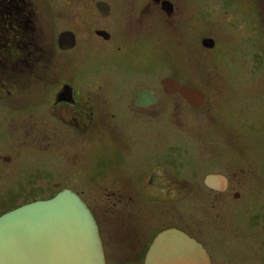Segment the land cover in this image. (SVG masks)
<instances>
[{
    "label": "rangeland",
    "instance_id": "rangeland-1",
    "mask_svg": "<svg viewBox=\"0 0 264 264\" xmlns=\"http://www.w3.org/2000/svg\"><path fill=\"white\" fill-rule=\"evenodd\" d=\"M43 1L31 30L40 51L46 58L55 57L56 68L68 76L70 57L76 66H87L116 53L121 61L133 64L127 65L131 73L126 68L123 72L137 78L139 87L152 86L159 76L177 75L205 92V101L197 110L184 104L178 110L171 109L168 99H163L153 108L154 114L145 115L150 126L144 129L139 123L133 134H141L153 148L164 139H169V144L188 141L191 158L197 155L203 159L201 169L242 170L238 175L251 181V187L260 186L261 179L255 175H264V0H176L181 11L175 17L153 14L140 21L133 19L125 31L121 29L125 18L114 15L109 19L110 29L123 31L118 41L88 45L84 37L83 44L70 55L53 47L57 33L75 25L73 19L60 16L68 0ZM205 38H213V46L205 45ZM119 44L121 53L116 49ZM101 69L91 72L87 79L106 77L107 71ZM52 77L25 88L18 78L17 85L10 83L0 89V210L48 198L62 187H71L82 191L85 196H80L84 200L87 197L101 212L97 204L104 194L102 185L107 183L101 172L103 159H115V152L105 157L99 143L107 133L118 135L123 129L81 131L63 123L64 111L52 102L56 86ZM143 116L139 115L140 119ZM198 196L212 214L214 208L225 207L220 203L212 208L208 195ZM259 240L257 237L251 242ZM107 245L110 264H132L114 257L113 251L119 249L116 240H108ZM261 245L242 248L259 255ZM251 259L243 257L242 262Z\"/></svg>",
    "mask_w": 264,
    "mask_h": 264
},
{
    "label": "flooded vegetation",
    "instance_id": "flooded-vegetation-1",
    "mask_svg": "<svg viewBox=\"0 0 264 264\" xmlns=\"http://www.w3.org/2000/svg\"><path fill=\"white\" fill-rule=\"evenodd\" d=\"M43 5V0H0V19L5 23L15 21V26L0 30V66L3 69H0V89L10 83L17 85L18 78L25 88L35 82H48L53 75L56 86L52 102L54 107L64 111L63 123L81 131L100 128L110 132L123 129L118 135L107 133V137L102 139L104 142L99 143L105 157H109L106 155L112 151L116 159H103L104 168L101 172L106 176L107 183L102 185L104 194L97 204L101 212L85 197L99 227L106 264L111 262L108 240L117 242L119 249L113 251L115 258H123L125 263L146 264L153 242L169 230L199 243L207 252L211 264H264L262 172L255 175L259 181L261 179L262 184L259 182V187H251V181H245L238 175L242 170L229 172L210 167L206 171L205 168L201 169L203 159H197L200 158L197 155L191 158V144L188 141L180 139L182 141L175 140L169 144V139H164L153 148L149 140L141 138V134H133V130L139 128V123L144 129L150 126L145 115L154 114L153 108L165 98L170 104L168 106L175 110L182 104L193 110L202 107L195 105L180 90H170L163 82L165 79L173 78L179 86L198 89L203 93L205 101L203 89L185 83L177 75L159 76L153 79L152 86L144 84L139 87L137 78H129V74L123 72L126 68L131 73L127 65L133 64L121 61L116 53L101 61L88 63L87 66H76L70 57L66 67L71 71L69 76L62 68H56L55 57L46 58L38 46L36 48L40 53L34 59H13L14 55H18L17 51L12 52L14 46L26 43L29 22L33 28V18ZM66 7L60 16L73 19L75 25L61 29L53 47H57L59 53L69 55L79 49L84 37L88 38V45L111 43L118 41L123 31L130 29L133 19L140 21L153 14V17H175L181 11L176 0H68ZM114 15L125 18L121 32L115 33L110 29L112 21L109 19ZM63 31H70L74 36V43L68 48L61 47L59 42V35ZM117 46V52L121 53L122 44ZM101 65L105 69H101ZM99 69L117 73L106 72V77L97 78V75L87 79L91 72ZM84 71L89 72V76ZM93 86L98 89L92 90ZM140 92H146V97L137 103ZM105 93L110 100L108 96L105 97ZM141 114L144 116L140 119ZM183 124H186L185 120ZM4 158L10 160V156ZM210 175L215 177L212 181L215 185L207 182ZM67 188L85 196L82 191ZM201 194L208 195L212 208L222 203L224 209L217 207L214 208V214L210 213L208 208L200 204L198 195ZM247 194H250L249 197ZM251 198L253 200L248 202ZM16 206L0 210V214ZM257 237L260 240L253 244L251 240ZM255 245L262 246L259 255L249 249ZM243 246L249 248L243 249ZM243 257L253 259L242 262Z\"/></svg>",
    "mask_w": 264,
    "mask_h": 264
},
{
    "label": "water",
    "instance_id": "water-1",
    "mask_svg": "<svg viewBox=\"0 0 264 264\" xmlns=\"http://www.w3.org/2000/svg\"><path fill=\"white\" fill-rule=\"evenodd\" d=\"M73 37L70 31L60 33L61 47L72 46ZM203 43L213 46L214 39L205 38ZM163 82L170 90H180L195 105H200L204 98L198 89L179 86L173 78ZM145 93H139L137 103L142 102ZM214 178L208 176L207 182L215 185ZM0 264H106L99 227L90 207L76 191L64 187L51 197L35 199L3 212L0 214ZM146 264L211 263L199 243L169 230L153 242Z\"/></svg>",
    "mask_w": 264,
    "mask_h": 264
},
{
    "label": "trees",
    "instance_id": "trees-1",
    "mask_svg": "<svg viewBox=\"0 0 264 264\" xmlns=\"http://www.w3.org/2000/svg\"><path fill=\"white\" fill-rule=\"evenodd\" d=\"M28 20H29V18H28ZM14 23H15V21H13V23H9V21H7L5 23L2 19H0V30H2V28H4V27L10 28L11 26H15ZM17 26L19 27V25H17ZM31 29H32V25L29 22L28 29L26 31L27 32L26 33L27 37L25 39L26 43L24 45H21L19 43L17 45L18 47L14 46V50H12V52L16 53V51H17L18 55H14L13 59L20 57V58L31 60V59H34L35 57L39 56L40 51H39V49L36 48L37 45H36V41H35V35H34L35 33ZM12 31L14 32V29H12ZM26 44H27V46H26ZM0 69L3 71L1 66H0ZM2 71H0V74Z\"/></svg>",
    "mask_w": 264,
    "mask_h": 264
}]
</instances>
